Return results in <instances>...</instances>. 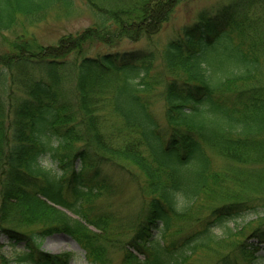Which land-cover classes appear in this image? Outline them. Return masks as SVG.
Returning a JSON list of instances; mask_svg holds the SVG:
<instances>
[{
	"label": "trees",
	"instance_id": "16d2710c",
	"mask_svg": "<svg viewBox=\"0 0 264 264\" xmlns=\"http://www.w3.org/2000/svg\"><path fill=\"white\" fill-rule=\"evenodd\" d=\"M85 1L98 20L92 26L49 45L21 34L0 52V236L23 243L16 261L68 264L71 254L39 249L54 233L72 237L89 264H112L113 253L121 254L120 264H192L203 249L213 253V264L256 261L264 218L237 243L213 240L212 230L249 211L264 213L263 194L252 198L264 170L241 169L264 165V10H257L264 0H232L202 12L157 53L94 56L86 53L94 41L132 29L153 33L175 0L114 9ZM72 3L0 0V34ZM227 63L239 72L218 73ZM161 69L162 125L149 115L152 87L142 80ZM255 73V83H235L251 82ZM106 109L120 126L109 129ZM126 127L137 134L118 144ZM214 156L226 165L214 166ZM120 160L144 176L143 208L126 223L97 202L113 193L112 166L126 170ZM212 186L223 188V202H212ZM33 224L40 225L35 232L21 230ZM225 243L231 250L223 253Z\"/></svg>",
	"mask_w": 264,
	"mask_h": 264
},
{
	"label": "rangeland",
	"instance_id": "374dc122",
	"mask_svg": "<svg viewBox=\"0 0 264 264\" xmlns=\"http://www.w3.org/2000/svg\"><path fill=\"white\" fill-rule=\"evenodd\" d=\"M96 1V0H94ZM139 0H97L98 5L101 9L106 8H120V7H132L135 6ZM232 2V0H175L170 12L166 16L165 20L156 28L153 33L140 34L139 31H131L129 35H114L112 38L102 41H94L86 45V53L89 56H94L97 54H103L107 52H124L131 51L135 49H154L160 52L161 49L171 40L178 38L184 27L193 24L202 12H214L224 5ZM134 8V7H133ZM100 9V10H101ZM258 11L264 10L263 7H258ZM96 14L91 10L90 6L85 0H73L71 7H59L52 9L45 19L37 23H30L24 25H17V27L5 31L0 34V52L7 49V43L12 42L14 38L19 35L24 34L25 36H30L35 38L39 43L44 45L55 44L64 35H75L81 32L83 29L92 26L97 22ZM120 33V32H117ZM6 44V45H4ZM156 69L161 68L159 54L157 55ZM258 66H261V61L258 62ZM234 67V68H233ZM222 70L217 71L218 73H223L224 75L236 74L239 72L233 66V64L227 63ZM227 68V71H224ZM163 69H161V74L154 70L152 74L143 77L142 80H146L149 83L150 104H149V115H152L153 119L157 120L160 124H166L165 118L163 116V87L164 83L161 80ZM230 72V73H227ZM253 77L251 82H242L236 80L235 83L239 85H244L246 83H255L258 81V76ZM161 75V76H157ZM223 75V76H224ZM222 76V77H223ZM160 81V82H159ZM234 80L223 81V85L234 86ZM147 110V111H148ZM105 117L108 120L109 129H113L117 125L120 126L122 120L117 117L113 112L108 109L105 110ZM118 129H120L118 127ZM134 134H137V129L124 128L121 137L118 139V144L122 143L124 139L132 138ZM213 165L216 167L225 166L226 162L218 157H212ZM41 162L43 165H47L49 160L47 157H42ZM118 163L124 165V169L121 170L117 166H112L110 169L111 174L116 180V185L113 193L109 197H100L97 201L102 209L111 210L119 219L126 218L124 223L130 222L136 218L140 210L143 208L141 201V191L139 189V183L144 181L143 174L139 169L128 161L120 160ZM252 165L250 168H241L243 171L252 170H264L262 167L264 165ZM258 168V169H257ZM228 181H226L227 183ZM258 190L255 191L256 194L252 193V198L258 194H263L264 196V180L258 179L255 183ZM223 188L221 186H212L210 190L213 194V203H221L225 200V195L223 194ZM251 193V192H250ZM209 199H206L208 201ZM202 204L205 203V199L201 200ZM144 206V205H143ZM264 218L263 212L249 211L242 215L241 217L227 222L224 226L220 228H215L212 230L213 240L219 242H227L229 240L239 242L256 226L258 218ZM264 221V220H263ZM39 224H33L29 226H22V231L24 233H32L38 230ZM92 229V228H91ZM239 231H242L239 233ZM212 241H208L214 247ZM250 242H255L250 239ZM235 244V243H234ZM226 243L222 246V252L225 253L230 248L226 247ZM42 252L60 256L63 253L71 254V259L68 264H89L85 258L84 251L78 247L75 240L67 234L64 233H54L52 235L44 238L42 244L39 248ZM23 251V243L12 244L4 236H0V264L1 258L4 264H19L16 261V257ZM258 259L256 261H249L247 263L240 262V264H264V251L261 250L257 254ZM113 263L120 264L121 254L113 253L112 255ZM192 264H213L214 255L208 250H201L199 256L192 258Z\"/></svg>",
	"mask_w": 264,
	"mask_h": 264
}]
</instances>
